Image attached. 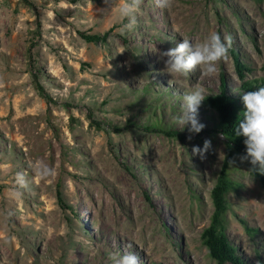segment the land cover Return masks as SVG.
Wrapping results in <instances>:
<instances>
[{"label":"rangeland","instance_id":"374dc122","mask_svg":"<svg viewBox=\"0 0 264 264\" xmlns=\"http://www.w3.org/2000/svg\"><path fill=\"white\" fill-rule=\"evenodd\" d=\"M29 1L0 0V264H217L200 234L225 142L201 105L199 133L176 120L184 96L217 93L221 75L239 95L231 50L264 80V0H139L131 29L126 0ZM109 31L97 44L79 35ZM210 33L228 38L215 73L166 70L161 53ZM228 176L240 184L228 240L244 264H264L263 190L238 156Z\"/></svg>","mask_w":264,"mask_h":264},{"label":"trees","instance_id":"16d2710c","mask_svg":"<svg viewBox=\"0 0 264 264\" xmlns=\"http://www.w3.org/2000/svg\"><path fill=\"white\" fill-rule=\"evenodd\" d=\"M26 5L32 7L33 2L29 0H21ZM72 2L80 0H71ZM109 32L103 34H88L79 32L80 37L88 43H104L109 35ZM234 70L237 75L239 86V95L234 96L230 93L226 86L224 76H220V85L217 93H207L205 100L201 106L204 110L210 111L214 115V124L211 128L212 133L222 136L225 142V154L218 172L216 182L210 191V200L212 204V214L209 225L204 228L200 234L202 245L206 248L208 255L217 264H244L242 258L238 255L237 249L229 242L226 235V215L229 211L228 196L238 193L240 184L231 180L228 176L230 167L235 162V157L239 158L245 154V144L243 136H236L235 129L238 123L243 119L244 105L242 95L247 91H254L259 87H264L262 79H248L247 74L250 70L241 63L236 51H230ZM264 71V66L262 67ZM35 83L36 76L33 77ZM39 92H43L41 86L37 84ZM242 94V95H241ZM96 123V122H95ZM100 127L99 123H96ZM152 131H158L170 138H179L183 140V135L174 129L164 130L151 127ZM115 132H120V129H115ZM242 161V160H241ZM248 170L250 177L258 181L264 194V174L259 173L252 168V165L247 161H242ZM57 198L61 202L60 193H57ZM145 199L150 201V198L145 195Z\"/></svg>","mask_w":264,"mask_h":264},{"label":"clouds","instance_id":"9594fccd","mask_svg":"<svg viewBox=\"0 0 264 264\" xmlns=\"http://www.w3.org/2000/svg\"><path fill=\"white\" fill-rule=\"evenodd\" d=\"M138 3L139 0H130V2L126 0L120 7L121 15L129 19V23L125 26L129 29L135 25L134 13ZM156 3L162 9L170 6V0H156ZM227 40V37L222 40L218 33H210L201 44H194L189 39H183L175 48L161 53L162 56L167 57L166 70L169 73L187 74L200 67L211 75L216 71V63L227 55ZM204 100L205 96L199 89L184 96V110L176 120L179 130L188 126V131L195 134L204 128L205 125L198 120V109ZM242 102L243 119L239 121L235 129L236 136L244 137L245 154L240 159L247 160L253 169L264 174V87L244 92ZM209 147L210 141L205 140L203 148L193 147L192 154L203 157ZM44 174H47V170ZM117 264H138V260L135 255L126 254L119 258Z\"/></svg>","mask_w":264,"mask_h":264}]
</instances>
